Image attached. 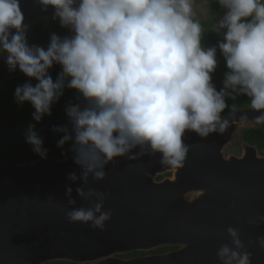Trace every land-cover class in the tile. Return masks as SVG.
Instances as JSON below:
<instances>
[{
  "label": "water",
  "instance_id": "1",
  "mask_svg": "<svg viewBox=\"0 0 264 264\" xmlns=\"http://www.w3.org/2000/svg\"><path fill=\"white\" fill-rule=\"evenodd\" d=\"M118 0H0V48L37 20ZM129 53L0 55V90L17 76L110 69ZM264 125V83L219 115L184 118L151 105L113 120L62 157L0 166V264H264V153L243 137ZM239 143L242 155L227 153ZM171 176L157 179L166 172ZM175 249L122 257L116 253Z\"/></svg>",
  "mask_w": 264,
  "mask_h": 264
},
{
  "label": "trees",
  "instance_id": "2",
  "mask_svg": "<svg viewBox=\"0 0 264 264\" xmlns=\"http://www.w3.org/2000/svg\"><path fill=\"white\" fill-rule=\"evenodd\" d=\"M162 9L169 0H159ZM217 13L221 0H209ZM130 0H118L117 29H123ZM91 17L60 14L48 26L37 20L24 33L23 51L53 45L63 34L84 36ZM224 32L188 27L145 42L151 60L110 69L75 66L6 80L0 90V166L42 156L62 157L110 123L115 109L131 116L151 105L184 118L219 115L244 103L264 83V0L234 10ZM244 137L264 148V125Z\"/></svg>",
  "mask_w": 264,
  "mask_h": 264
},
{
  "label": "rangeland",
  "instance_id": "3",
  "mask_svg": "<svg viewBox=\"0 0 264 264\" xmlns=\"http://www.w3.org/2000/svg\"><path fill=\"white\" fill-rule=\"evenodd\" d=\"M258 0H221L217 13L212 11L209 0H169L162 9L159 0H130L123 29L116 27L111 13L100 5L85 8L90 17L84 36L75 33L57 37L53 45L39 44L24 52L48 54L51 50L78 52L83 46L99 57H110L114 52L129 53L139 47L137 55L130 61L142 68L151 60V52L145 42L151 38L178 34L188 27L205 31L224 32L231 24L234 10L247 8ZM51 20H43L48 26ZM20 42L7 43L0 48L3 57L14 56L23 51ZM237 146H229L227 152H237Z\"/></svg>",
  "mask_w": 264,
  "mask_h": 264
},
{
  "label": "flooded vegetation",
  "instance_id": "4",
  "mask_svg": "<svg viewBox=\"0 0 264 264\" xmlns=\"http://www.w3.org/2000/svg\"><path fill=\"white\" fill-rule=\"evenodd\" d=\"M244 131H245V129H244ZM244 131H243V137H244ZM245 140H247V139L245 138ZM250 143H252V142H250ZM231 145L237 146L238 147V151L237 152H227V153H234V154H236L238 156L242 155V150H241V146H240L239 143H234V144H231ZM231 145H229V146H231ZM226 151H227V149H226ZM259 151H260V153H264V148L261 149L259 147ZM171 175H172V172L168 171V172H166V173H164L162 175L157 176V179H162L164 177L171 176ZM175 248H176V246H162V247H157V248H154V249H151V250H130L128 252L116 253V254L119 255V256H122V257H133V256L144 255V254H154V253L166 252V251H169V250H172V249H175ZM49 264H74V263L66 262V261H54V262H51Z\"/></svg>",
  "mask_w": 264,
  "mask_h": 264
}]
</instances>
